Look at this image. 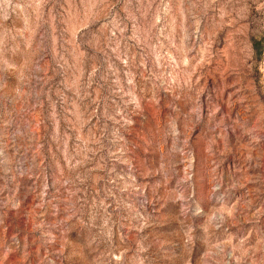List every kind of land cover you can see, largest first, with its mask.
Segmentation results:
<instances>
[{"label":"rangeland","instance_id":"374dc122","mask_svg":"<svg viewBox=\"0 0 264 264\" xmlns=\"http://www.w3.org/2000/svg\"><path fill=\"white\" fill-rule=\"evenodd\" d=\"M0 144V264H264V0L0 6Z\"/></svg>","mask_w":264,"mask_h":264},{"label":"clouds","instance_id":"9594fccd","mask_svg":"<svg viewBox=\"0 0 264 264\" xmlns=\"http://www.w3.org/2000/svg\"><path fill=\"white\" fill-rule=\"evenodd\" d=\"M11 5V0H0V6H4V7H7V6H10ZM194 21H195V24L194 26L196 28L199 27V19L196 18V17H193ZM119 47V44H117V48ZM116 49H113V51H115ZM178 51L180 52H183L184 49L181 47L180 49H178ZM131 82V81H129ZM218 110V109H217ZM193 113L194 115L197 116V118L199 117V102H197V104L193 107ZM128 123H131V121H128ZM222 129H223V122H221V124L219 125ZM233 126L234 127H241V124L239 121H233ZM246 132H254L256 131V129H246L245 130ZM173 133L174 134H177L175 132V128L173 127ZM221 139H225L224 137V134H223V131L221 132ZM254 139H258V138H254ZM9 163L8 161V158L5 156V148H4V145L3 144H0V165H7ZM6 171H11V169H5ZM23 174H27V171H25ZM77 179H79V177H77ZM188 180H191V176H189L187 178ZM215 190V189H214ZM192 197L190 195L188 196H185V195H182L181 196V199L185 201V213H187V201L190 200ZM14 207H18L19 206V202H17L16 204L13 205ZM94 207V211H93V215H92V220H95V208L96 206H93ZM195 211V209H193V212ZM224 211V209H220V212L222 213ZM76 222L82 227V228H85V229H89L91 230L94 225L91 223V222H86V220L82 217V216H76ZM69 227H71V225H69ZM104 228L106 230V234L109 236V242H110V234H111V228L108 226V217H107V213L105 211V225H104ZM11 250V248L9 249ZM112 253H109V256H111ZM122 257H123V253L120 254V256L117 257V260L120 261L122 260ZM110 264V262H109ZM142 264V262H141Z\"/></svg>","mask_w":264,"mask_h":264}]
</instances>
